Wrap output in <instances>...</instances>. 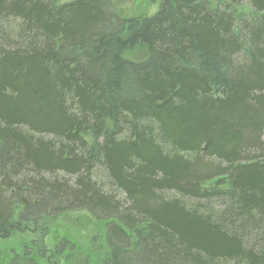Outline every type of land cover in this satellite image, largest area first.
<instances>
[{
	"label": "trees",
	"instance_id": "obj_1",
	"mask_svg": "<svg viewBox=\"0 0 264 264\" xmlns=\"http://www.w3.org/2000/svg\"><path fill=\"white\" fill-rule=\"evenodd\" d=\"M217 1L0 0V241L34 237L11 264H58L76 210L101 264H264V0Z\"/></svg>",
	"mask_w": 264,
	"mask_h": 264
},
{
	"label": "rangeland",
	"instance_id": "obj_2",
	"mask_svg": "<svg viewBox=\"0 0 264 264\" xmlns=\"http://www.w3.org/2000/svg\"><path fill=\"white\" fill-rule=\"evenodd\" d=\"M63 3L75 0H61ZM117 13L126 19L151 16L158 11L159 0H111ZM212 7H217V0H210ZM225 2V1H224ZM227 4V1L225 2ZM251 12L248 6L242 8ZM144 56L139 51H131L125 57L138 61ZM105 223L95 220L86 211H70L63 213L50 224V232L45 239L48 249L66 240L71 247L59 258L58 264H101L108 248L104 241ZM34 237L28 233L15 235L8 241H0V264H11L14 253L23 255V248ZM37 261L47 264L44 260Z\"/></svg>",
	"mask_w": 264,
	"mask_h": 264
}]
</instances>
